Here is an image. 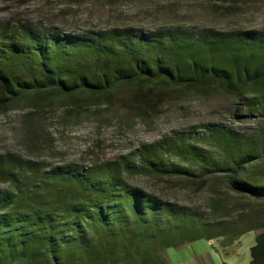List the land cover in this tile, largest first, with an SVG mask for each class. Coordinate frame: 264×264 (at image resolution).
I'll use <instances>...</instances> for the list:
<instances>
[{
  "label": "trees",
  "instance_id": "1",
  "mask_svg": "<svg viewBox=\"0 0 264 264\" xmlns=\"http://www.w3.org/2000/svg\"><path fill=\"white\" fill-rule=\"evenodd\" d=\"M4 45L23 56H0V110L32 90L86 93L88 104L122 103L142 115L173 92L222 91L264 120V31L114 26L76 33L3 23ZM233 115L240 117L237 109ZM222 172L232 191L264 199V125L249 133L208 122L90 165L0 155V264H168L158 248L241 235L254 227L234 230L132 181ZM250 254L248 264H264V231Z\"/></svg>",
  "mask_w": 264,
  "mask_h": 264
},
{
  "label": "rangeland",
  "instance_id": "2",
  "mask_svg": "<svg viewBox=\"0 0 264 264\" xmlns=\"http://www.w3.org/2000/svg\"><path fill=\"white\" fill-rule=\"evenodd\" d=\"M3 23L28 24L38 29L56 26L76 33L114 26L264 31V0H0V24ZM223 47L210 48L218 52L226 50ZM0 56L5 60L23 54L4 45L0 46ZM1 67L6 70L5 63ZM35 92L30 91L31 96L11 108L0 110V155L14 154L43 165H90L128 154L175 131L199 129L208 122L249 133L260 131L264 125L263 118L251 115L241 100L222 91L173 92L143 115L122 103L88 104L86 93L66 97L55 91L38 96ZM126 94L121 89L120 95ZM235 109L240 117L233 115ZM132 181L166 200L201 209L226 226L234 224V230L254 227L241 235L202 237L181 246L158 248L168 264L250 262L251 247L264 231V199L232 191L223 172L192 180L137 174ZM214 204L218 205L216 213Z\"/></svg>",
  "mask_w": 264,
  "mask_h": 264
}]
</instances>
